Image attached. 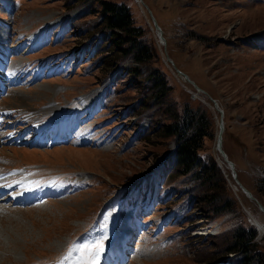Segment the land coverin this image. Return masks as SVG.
<instances>
[{
    "label": "rangeland",
    "instance_id": "rangeland-1",
    "mask_svg": "<svg viewBox=\"0 0 264 264\" xmlns=\"http://www.w3.org/2000/svg\"><path fill=\"white\" fill-rule=\"evenodd\" d=\"M117 1L131 7L154 46L151 66L165 73L172 88L164 107L152 100L141 109L148 65L140 66L141 77L123 72L135 65L131 59L112 72L100 69L103 54L97 52L110 34L98 26L99 12L84 13L87 0H0V48L6 49L0 50L5 55L8 50L10 76L8 92L0 95V116L13 123L0 133V144L6 136L0 174L7 183L31 176L35 180L26 189L37 181L44 195L34 207L0 202V264H84L92 254L75 247L103 239L100 260L118 232H133L125 264H206L200 262L219 254L213 237L241 224L257 230L255 241L264 254V212L217 150L220 113L208 96L224 112L223 149L239 181L264 206V0H143L165 44L140 0ZM47 22L54 29L42 35ZM103 87L99 102L81 106V97ZM187 103L204 104L213 115L216 135L207 139L206 152L225 173L238 203L235 213L206 216L192 192L194 180L162 172L175 143L156 139L155 130L170 122L165 108L181 113ZM53 109L70 130L61 131L64 140L56 143L54 128V147L34 145L55 117ZM25 130L26 143L12 139ZM234 255L213 264L242 257Z\"/></svg>",
    "mask_w": 264,
    "mask_h": 264
},
{
    "label": "trees",
    "instance_id": "trees-1",
    "mask_svg": "<svg viewBox=\"0 0 264 264\" xmlns=\"http://www.w3.org/2000/svg\"><path fill=\"white\" fill-rule=\"evenodd\" d=\"M87 1L90 7L84 13L99 12L101 21L98 26L110 34L107 42L104 41L101 46L105 49L97 52L98 55L103 54L99 62L100 69L104 73L112 72L125 60L131 59L135 65L123 72L141 77L140 66L148 65L151 67L146 76L148 83L140 85L148 92L141 103V109L149 108L152 100L164 107L169 103L172 88L165 73L151 66L155 58L154 46L148 41L144 28L135 23L131 7L117 0ZM94 5H98L99 9L94 8ZM164 114L169 115L170 122L159 123L155 130L156 139H172L175 145L163 174H168L170 178L176 175L192 178L195 182L192 192L208 217L238 211L237 200L228 190L222 167L212 153L206 152L207 139L216 135L213 134V115L208 106L200 104L193 107L187 103L181 113L167 107ZM257 233L254 227L241 224L232 231L213 237V245H216L214 248L219 250V254L200 263L213 264L223 256L242 254L241 259L233 258V264H264V254L259 252V245L255 241Z\"/></svg>",
    "mask_w": 264,
    "mask_h": 264
},
{
    "label": "bare ground",
    "instance_id": "bare-ground-1",
    "mask_svg": "<svg viewBox=\"0 0 264 264\" xmlns=\"http://www.w3.org/2000/svg\"><path fill=\"white\" fill-rule=\"evenodd\" d=\"M53 25H54V23L47 22L42 30L52 29ZM156 31L158 32V35L160 37L161 42H163L165 44L166 42H165V39L163 38V32L160 35V32L158 30H156ZM15 50H17V48H15ZM0 57H1V59H0V67H2V66H4V61H6L5 52L4 53L1 52ZM4 76H7V75H4ZM6 78L7 77L2 78L0 76V87H3V88L6 87V81L4 80ZM183 78H184V80H187L190 84H192L196 88L197 91L200 92V90H198V88L191 82V80L189 78H185V77H183ZM104 90H105V87H103L102 89H100L98 91H94V92H92L89 95L81 97L79 99V102L81 103V106L83 107L86 102H88L89 104L90 103L91 104H95L96 102H99V95ZM57 112H58V110H57ZM51 113H54L55 117L46 125V127L40 133L39 139L36 142L38 145H40V144L42 145V144H44L46 142V140L48 139L47 137L49 136L50 132L54 128H57L60 131V134H61V131L67 130V126L68 125L64 126V122L65 121H63V118H62L63 116L62 115H60L59 117L56 116V110L55 109H53L51 111ZM224 127H225V123H224ZM221 134H222V136L224 135V130H223V132ZM6 178L7 177L5 175L0 174V186L5 185V183L7 181ZM21 179H22V177H21ZM29 182H31V181H29ZM29 182L28 183H23L20 186H18V188L20 190L19 191V196H18L20 198L19 200L24 201L26 204H28L26 200H28V199L32 200L36 195L38 196L39 188H41V186L39 185L36 189H32V192H26L28 188H31L33 186V185L32 186H28L27 189H26V186L30 184ZM35 184H36V182H35ZM4 188H6V187H4ZM6 195L7 194H0V202H5L6 200H11L9 198L7 199ZM251 200H253V199H251ZM20 203H22V202H20ZM25 203H23V204H25ZM126 236L123 235V233L118 232L117 237L115 239V242H113L112 245L108 248L106 254L104 253L105 256H104V258L102 260L103 261L102 264H120L121 263L122 255H123L122 239L124 237H126Z\"/></svg>",
    "mask_w": 264,
    "mask_h": 264
},
{
    "label": "water",
    "instance_id": "water-1",
    "mask_svg": "<svg viewBox=\"0 0 264 264\" xmlns=\"http://www.w3.org/2000/svg\"><path fill=\"white\" fill-rule=\"evenodd\" d=\"M141 2L144 4V6L146 7V9L150 12V15H151V18H152V21H153V23H154V26H155V28H156V30H158L159 32H160V35L162 34V28L160 27V25L158 24V21L156 20V18H155V16L152 14V12H151V10H150V8L148 7V5L146 4V3H144V1L143 0H141ZM173 63V62H172ZM177 72H178V74L180 75V76H182V77H185V78H189L188 77V75L185 73V72H183V71H181V70H179V69H177ZM197 88H198V90H200V91H202V92H204L205 94H207L208 95V93L205 91V90H203L202 88H199L198 86H197V84L194 82V81H191ZM210 98H211V100H212V102H214V104H215V107L217 108V111L220 113V120H219V129H220V132H219V135H218V139H217V145H216V147H217V150L219 151V153L222 155V157H223V159H224V161L228 164V167H229V169H231V171H232V176H233V178L236 180V182L239 184V186H240V188L242 189V191L249 197V198H251V199H253L256 203H257V205L259 206V208L264 212V206H263V204L254 196V194L250 191V190H248L240 181H239V179H238V175H237V172H236V170H235V166H234V162L232 161V160H230L229 158H228V155H227V153L224 151V149H223V137H222V132H223V130H224V121H223V116H224V112H223V110L218 106V102L214 99V98H212L210 95H208Z\"/></svg>",
    "mask_w": 264,
    "mask_h": 264
},
{
    "label": "snow or ice",
    "instance_id": "snow-or-ice-1",
    "mask_svg": "<svg viewBox=\"0 0 264 264\" xmlns=\"http://www.w3.org/2000/svg\"><path fill=\"white\" fill-rule=\"evenodd\" d=\"M75 250L82 253L92 254L91 258L88 261H85L84 264H99V256L103 251V239L79 243L75 247ZM71 251H73V249L70 248L69 252ZM58 264H64V261H58Z\"/></svg>",
    "mask_w": 264,
    "mask_h": 264
}]
</instances>
